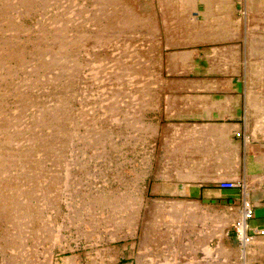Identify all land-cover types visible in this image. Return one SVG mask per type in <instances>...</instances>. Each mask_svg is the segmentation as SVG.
Instances as JSON below:
<instances>
[{"label": "bare ground", "instance_id": "1", "mask_svg": "<svg viewBox=\"0 0 264 264\" xmlns=\"http://www.w3.org/2000/svg\"><path fill=\"white\" fill-rule=\"evenodd\" d=\"M198 2H201L204 6V12L202 11L204 21L202 23L197 22L193 16V10ZM238 2L241 6L238 19L234 18L237 4L232 0H160L163 5L158 7L159 9L160 7L163 8L162 12L169 19L172 31L176 34L179 32L185 33L190 40H194V37L199 36V33L202 32H204L207 41L215 42L221 38L230 40L234 36L243 38L248 55L252 57L248 60L252 70L251 78L261 82L264 81V3L263 0H240ZM151 3L152 0H0L1 264L5 262V259L11 264H47L54 248L62 250L66 248L62 244L65 240L62 237V230L64 228L67 230L68 227H73L76 241L84 240V242H89V245L91 243L96 245V242L99 241H117L131 236H134V240L139 236L140 248H138L139 252L137 251L136 254L137 264H182L183 261L179 262L178 259L180 258H176L184 254L189 244L187 229L193 228L195 225L192 223L195 221H190L191 224L188 222L191 227L187 225L188 228H185L184 220L186 218L180 214V216L178 214V216H174V213L177 212L174 209L182 211L191 207L186 202L146 200L142 189L140 190L138 180L123 177H114L111 180L105 179L97 191L90 194L82 193L83 195L79 197L73 196L69 191L70 187L73 186L69 175L72 173L74 163H77L80 156L81 158L85 157L88 162L93 161L94 164L100 160L103 164L104 162H111V159L115 160V156L118 158L117 152L119 151L117 148L121 149L123 147L115 145L116 140L114 141L109 128H123V138H125L127 130L126 137L128 140L125 139L124 143L121 142L123 144L129 143L128 146H131V149H136L139 141H145L149 138L155 141L157 138L158 129L149 125L144 127L141 125L142 123L139 124V116H137L140 112H147L146 110L149 107H157V93L154 86L158 85L160 80L163 79L160 75L159 42L155 40L157 30L150 14ZM256 4H260V11L256 10ZM28 18H31V21L33 20V22H30L31 24L29 23L30 25L24 23ZM219 59L215 56L212 57L210 59L212 60L210 62L211 66L217 67ZM236 59L234 58V60ZM224 62L226 63L225 60ZM225 63L223 64L225 65ZM226 67L224 68L226 69ZM190 80L193 83L194 79ZM208 81H210V78ZM249 81L251 80L249 79ZM197 82H199V79ZM193 85L198 89L195 82ZM173 105L174 103L171 106ZM228 108L226 112H228ZM215 129L217 130V128ZM215 129L213 128V130ZM224 131L222 133H226ZM215 138L213 141H215ZM165 140L163 141L165 142ZM228 141L227 143H229ZM178 143L186 149L183 138L179 139ZM144 145L146 146V144ZM199 151L197 153L198 161L203 160V154L205 155V148L202 144L199 145ZM189 154L191 153L186 151V155ZM234 155L237 154L234 153ZM168 159L170 160V158ZM186 159H189V156ZM179 160H181L180 157ZM105 169L107 170V168ZM159 171L161 170H158V173ZM174 171L178 172L176 168ZM163 174H161V177ZM169 174L167 175L169 176ZM245 177H248V175ZM78 180L76 181L79 182ZM78 185H80V182ZM63 203L66 211L63 219H61L63 223H60V221L58 223L55 221L56 218L52 219L51 216L46 215L47 211L50 210L53 213L55 212L53 216H59ZM168 209L173 210L174 215H171L172 213L169 211L170 217H167L168 214H166L167 216H156L159 213L163 215L162 211ZM140 210L145 211V215L142 218L143 222L139 232L136 229L140 220ZM239 213L238 220L235 223L232 221V224L235 225L242 219L241 210ZM185 214L187 217L186 211ZM218 222L217 224H220ZM247 229L248 223L246 226V223L243 222L242 232ZM194 230L197 232L200 229ZM209 235L206 234L210 237ZM208 237H206L207 240ZM241 237L243 238L242 233ZM193 238L196 239L195 236ZM217 240L219 241L218 238ZM257 240L252 238L248 243H244V249L237 252L236 261L232 259V261L230 260L232 263L229 261L230 264H238L239 258L244 260L243 264H248L249 259L255 260L259 253L258 250L264 249V239L263 242ZM202 241L204 240L201 239L200 242ZM151 244L152 247L157 248L154 249L157 253L152 254L147 249ZM251 245H256V248L259 247V249L250 250ZM103 250H105V253L107 252L104 258L103 252L99 253L102 251L100 250L99 252L96 251L97 255H95L94 260L106 258L104 264H114L112 261L115 255L112 254L114 249ZM142 250L144 251L143 260ZM185 253H187V250ZM168 255L170 256L168 257ZM190 255L191 257H189L193 259V255ZM161 257L165 258L159 260ZM91 258L93 260V257ZM221 258L223 259V257ZM201 260L203 264L205 259L202 258ZM212 260L214 262V258ZM8 261L7 263H9ZM77 261V256H70L64 258L60 264H78Z\"/></svg>", "mask_w": 264, "mask_h": 264}, {"label": "crops", "instance_id": "2", "mask_svg": "<svg viewBox=\"0 0 264 264\" xmlns=\"http://www.w3.org/2000/svg\"><path fill=\"white\" fill-rule=\"evenodd\" d=\"M233 1L236 2V4H237L236 5V14L234 17L235 19H237V17L239 16L238 13H239V10L241 9V6H240L238 0H232V2ZM162 5L163 4L160 3V0H152L151 12H150L152 19L154 20L156 30H157L155 33V40L156 41L158 40V42H159L158 48H159V53H160V55H159V58H160V75H161V78H163V79L160 80L158 85L154 86V88L156 89V93H157V108L154 111L149 112L151 115V118L153 119V123H157L158 135L154 141V147L152 149L153 153H152V159L150 161L151 165L149 167H147L146 169L141 170V175L143 177V182H144L143 195H144V198L146 200L184 201V202H186V204H189V206H191L189 208H185L182 211L174 209L175 212L177 211L176 213H174L175 215L173 214V210H169V209L162 211L163 215L161 213L156 214V216H160V215L161 216H167L166 214H168L167 217H170L171 215L178 216L180 214L181 216H184L186 219L189 220V221L186 219H185L186 221L184 220V226H186L185 228H188L187 225L192 223L190 221H195L192 223L193 225H195L193 228L196 230L200 229L199 231L196 232L189 225V227H191L190 228L191 230L189 228L187 229L189 234H190V235L188 234V236H187L188 241H189V244L186 247L187 253H185L186 252V250H185L184 254L181 255L182 257L177 256L176 259H178V257L180 258V259H178L179 262L183 261L182 264H192V263L193 264H195V263L202 264L201 259L204 258L205 260H203V264H217V263L230 264L232 259L236 261L237 252H238L237 241H236V238H235V235L233 232L234 224H232V221L235 223L239 218L238 216L240 214L239 212L241 209V200L242 199L247 198V200L251 203V205L254 208V216L248 222V234L252 235L253 239H256V240L258 239L257 241L260 240V242H263V239H264V140H262V139H264V101H263L264 100V97H263L264 96V93H263L264 92V88H263L264 87V81L260 82V80H254L253 78H251L252 77V72H251L252 70H251L250 65L248 64V62H249L248 60L252 59V57L251 56L249 57V55H248V51L246 50L245 42H244L243 38H239L238 36H234V37H232V39H230L232 41H230L229 39H225V38H221L220 40H216L215 42L214 41H207L205 38L204 32H202V33H199V36L196 35V37H194V40H190L188 38L187 34L182 33V32H179L176 34L172 31V28L169 25V23H170L169 19L162 12L163 8L160 7V9H159V7H158V6H162ZM202 11L204 12L203 4L201 2L196 3L195 9L193 10V16L196 18L197 22L200 21L199 23H202L204 21V18L202 16V13H203ZM183 41H184V43H183ZM213 46H215V47H213ZM213 48H215V50H213ZM217 48H219V49H217ZM220 49H221V51H220ZM212 50H213V52H212ZM242 50H243V52H242ZM171 52H173V53H171ZM177 52H179V53H177ZM180 52H181V54H180ZM224 53H226V54L224 55ZM237 53H238V55H237ZM165 54H167V55H165ZM229 55L232 57L231 58L232 60L230 59ZM214 56L217 57L218 59L220 58L219 62H218V66L215 68L213 66H211L212 64H210V62L212 61L210 59ZM253 57H254V55H253ZM234 58L235 59L237 58V59L234 60ZM245 58H246V60H245ZM170 60H172V61H170ZM224 60L226 61L227 65L224 62ZM229 60H231V61L229 62ZM169 62H171V63H169ZM173 62H174V64H173ZM191 62H192V65H191ZM223 63H225V65ZM231 64H233V65H231ZM183 65H185V66H183ZM224 67H226V69ZM229 67L231 68V70ZM169 70H170V72H169ZM187 70H189V71H187ZM173 72H175V73H173ZM233 72H234V74H233ZM248 72L251 75H249ZM183 73H185V74H183ZM223 73H228V74H223ZM245 75H246V77H245ZM178 78L180 79V81ZM189 78L194 79L193 83ZM209 78H210V81H208ZM215 78H218V79H215ZM177 79L179 82L176 81ZM184 79H185V81H184ZM198 79H199V82H197ZM205 79H207V80H205ZM249 79L252 82L249 81ZM186 81L189 83H187ZM212 81H213V83H212ZM172 82H173V84H171ZM194 82H195V86H197L198 89H196L194 87V85H193ZM185 83H187V84H185ZM201 83H203V84H201ZM251 83H253V84L251 85ZM261 84H262V86H260ZM216 85H217V87H216ZM245 85H247L248 87ZM177 86H179V87H177ZM180 86H184V87L180 88ZM189 86L192 90L190 88H188ZM191 86H193V87H191ZM178 88L181 90H179ZM163 89H165V90H163ZM245 89H246V91H245ZM247 90H248V92H247ZM259 92H261V93H259ZM262 98H263V100H262ZM247 99H248V101H247ZM173 103H174V105L171 106ZM198 103H199V105H198ZM213 103H216V104H213ZM175 104H177V105H175ZM201 104L204 106H202ZM195 106H196V108H195ZM227 107H229L228 112H226ZM213 108H216V109L214 110ZM245 110H247V111H245ZM190 111H192V112H190ZM251 113L253 116L254 115L255 116L253 117L251 115ZM209 115H210V118H209ZM165 124H167L168 126ZM200 125L201 126L204 125V126L201 127ZM175 126H176V128H175ZM177 127H179V128H177ZM219 127H221V128H219ZM213 128L214 129L217 128V130L216 129L213 130ZM164 129H165V131H163ZM213 131H215V132H213ZM223 131L226 133H222ZM255 131H257V132H255ZM197 133H198V135H197L198 137L196 136ZM218 134H220L221 137ZM222 135H223V137H222ZM195 136L197 137V139ZM164 137L166 140L164 139ZM193 137H195L194 140H192ZM181 138H183L185 140L187 150L185 148H182L183 145L178 143L179 139H181ZM207 138H209V139H207ZM214 138H215V141H213ZM163 140H165V142ZM176 140H177V142H176ZM227 140H229L228 141L229 143H227ZM192 141H194L195 143ZM171 142H173V143H171ZM175 142H176V144H175ZM211 142H212V144H211ZM203 143H205V144H203ZM200 144H202V146L205 148V155L203 154V156H204L203 160L201 159L198 161L199 157L197 156V153L200 152L199 151V145ZM223 144H225V145H223ZM171 146L172 147L174 146V148H172ZM207 146L209 148H211V147L212 148L209 149ZM231 146H234V147H231ZM177 147H178V149H177ZM219 148H220V150H219ZM176 150H178V151L176 152ZM217 150H219V151H217ZM186 151L187 152L189 151L191 154L186 155ZM220 151H222V152H220ZM228 152L230 155L228 154ZM165 153H167L169 155H167ZM177 153H179V154L177 155ZM217 153H218V155H217ZM234 153L237 155H234ZM177 156H179L181 158V160H179V157H177ZM188 156H189V159H186V158H188ZM233 156H234V158H233ZM165 157H167V158H165ZM172 157L174 158V160ZM176 157L178 160L176 159ZM168 158H170V160ZM194 162H196V163H194ZM163 164H165V165H163ZM170 165H172V166H170ZM173 167H174V169L176 168V171H178V172H175ZM167 168H169L170 170ZM227 168H229V169H227ZM158 170H161V171H159V173H158ZM168 170H169V172H168ZM237 171H238V174H237ZM160 173L161 174L164 173L163 174L164 176L162 175V177H161ZM167 174H169V176ZM235 174H237V175H235ZM177 175H179V176H177ZM198 175H199V177H198ZM247 175H248V177H245ZM182 177H183V181H182ZM189 178H190V180H189ZM246 178H248V179H246ZM259 178H261L262 180H260ZM166 179H168V180H166ZM191 179H192V181H191ZM203 179H204V181H203ZM224 180H226V181H224ZM259 180H260V182H259ZM227 182L240 184L241 187L234 188V189L220 188L219 185L221 183H227ZM261 182H263V183H261ZM258 183H260V184H258ZM167 184H168V186H167ZM168 190H169V192H168ZM196 204L198 207L196 206ZM230 210L231 211L234 210V211L231 212ZM169 211H171L170 213H172L170 216H169V214H170ZM185 211L188 214L187 217H186ZM178 212H180V213H178ZM144 215H145V211H143L141 213V217H143ZM203 215H205V216H203ZM205 220H206V222H205ZM142 222H143V220L141 218V222L139 223V226L137 227V231H139V232L141 230L140 225ZM188 222H190V223L188 224ZM217 222L220 224H217ZM202 223H203V225H202ZM214 227H215V229H214ZM197 228H199V229H197ZM216 228H218V229L216 230ZM208 230L210 232L212 230V232H211L212 234ZM198 232L200 234H196ZM214 232H216V233H214ZM203 233H204V236H203ZM206 234L207 235L210 234L209 235L210 237L206 236ZM215 235H218V236L216 237ZM194 236L196 239L197 238H199V239H197V240L194 239L193 238ZM138 237H136L135 245L133 247V251H134L135 255L137 254L138 248H140ZM206 237H208V240ZM209 238H211V239L209 240ZM217 238L219 239V241L217 240ZM261 238H263V239H261ZM201 239H203L204 241L206 240V241L200 242ZM194 240H196L197 242ZM193 241L196 242V244H194ZM207 241H208V243L206 244ZM216 243H218V244L215 246ZM205 244H206V246L207 245L208 246L204 247ZM221 245H222V247H220ZM152 246L153 245L151 244V246H148L147 249L150 250L153 254L154 252H156V250H154V249H157V248H155V246L154 247H152ZM256 247H257L256 245H251L250 250H252V249L258 250L259 247H258V249ZM191 248H195V249L192 250ZM128 249H130V247L125 248V250H128ZM151 249H153V250H151ZM210 249H211V252H210ZM213 249H215L216 251ZM219 250H221V251H219ZM101 252H103V258H104V256L107 254V252L105 253V250H102L99 253L101 254ZM203 252H205V253H203ZM258 252L259 253L256 256V259L252 260V262L254 264H264V254L262 255V253H264V249L258 250ZM141 253H142V260H143L144 251L142 250ZM188 253L193 255V259L190 258L191 255ZM206 253H208V254L206 255ZM210 254H211V256H210ZM148 255H150V254H148ZM171 255H173V254H171ZM174 255H175V253H174ZM201 255H204V256H201ZM214 255H216V256H214ZM121 256H123L122 251H121ZM169 256L170 255H168V257ZM221 257H223V259ZM226 257L227 258L230 257V258L227 259ZM164 258L161 257L159 260H163ZM213 258H214V262L212 260ZM221 260H223V261H221ZM104 261L106 262V258L102 259V260L98 259V263L100 262L99 264H102V263L104 264ZM77 263H78V261H77ZM91 263H88V264H91ZM127 264H129V263H127ZM133 264H137L136 258H134ZM168 264H170V263H168ZM179 264H181V263H179Z\"/></svg>", "mask_w": 264, "mask_h": 264}, {"label": "rangeland", "instance_id": "3", "mask_svg": "<svg viewBox=\"0 0 264 264\" xmlns=\"http://www.w3.org/2000/svg\"><path fill=\"white\" fill-rule=\"evenodd\" d=\"M240 1V0H238ZM264 3V0H263ZM260 4H256V10L260 11ZM235 17V16H234ZM238 19V18H237ZM26 21V22H25ZM24 21L25 24L30 25V22H33V20L31 21V18L28 20L26 19ZM30 23V24H29ZM51 34V33H50ZM157 107L154 108H148L146 111L148 112H140L137 116H139V120L138 123L143 125L144 127H155L158 128L157 123H153V119L151 118V115L149 112H152L156 109ZM145 114V115H144ZM144 117V118H143ZM143 120V121H141ZM148 123V124H147ZM147 124V125H146ZM110 130V134L113 136V139L115 141V145L119 146V147H123L121 149L117 148L118 151V158H116L117 156H115V160L111 159V162H103L97 161L95 164L93 163V161L88 162L87 159L84 157L81 158V156L79 157L77 163H74L72 170H71V174L69 175V179L72 181L71 184L73 186L70 187L69 191L72 193L73 196L75 197H79L80 195H83L84 193H93L95 191H97V189L99 188L100 184H102L103 180H111L118 177H123L125 179H130V180H138V182L140 183V190L142 189L143 192V187H144V182H143V177L141 174V170L146 169L147 167H149L151 165L150 161H151V156L153 153V146H154V141H152L150 138L146 139L145 141H139L137 143V147L136 149H131V146L129 143H124L125 139H127L126 135H127V130H126V135L125 138H123V128H117V129H112L109 128ZM118 130V131H117ZM116 131V134H115ZM120 132V134H119ZM117 135V136H116ZM122 136V137H121ZM130 137V136H129ZM132 137V135H131ZM130 137V138H131ZM119 138V139H118ZM133 138V137H132ZM136 138V137H135ZM122 139V140H121ZM120 140V141H119ZM133 140V139H132ZM123 141V143L121 142ZM135 141V140H133ZM131 142V141H130ZM141 142V143H140ZM152 142V143H151ZM139 144V145H138ZM146 144V146L144 145ZM153 144V145H152ZM122 145V146H121ZM143 147H142V146ZM149 145V146H148ZM128 146V147H127ZM133 146V145H132ZM140 146V147H139ZM144 149H142V148ZM127 148V149H126ZM125 149V150H124ZM140 149V150H139ZM146 149V150H145ZM121 150V151H120ZM126 151V152H125ZM128 151V152H127ZM132 151V153H131ZM138 152V153H137ZM129 153V154H128ZM148 153V154H147ZM138 154V155H137ZM146 154V155H145ZM150 155V156H149ZM128 156V157H127ZM121 157V158H120ZM135 157V158H134ZM141 157V158H140ZM133 158V159H132ZM104 159V158H103ZM115 163H114V161ZM118 160V161H117ZM130 160V161H128ZM143 160V161H142ZM150 160V161H148ZM147 163H146V162ZM117 162V163H116ZM129 162V163H128ZM142 162V163H140ZM144 162V163H143ZM132 163V164H131ZM73 164V163H72ZM108 164V165H107ZM110 164V165H109ZM82 165V166H80ZM94 165V166H93ZM81 167V168H80ZM83 167V169H82ZM97 167V168H96ZM109 167V168H108ZM111 167V168H110ZM85 168V169H84ZM107 168V170L105 169ZM121 168V169H120ZM87 170V171H86ZM89 170V171H88ZM99 170V172H98ZM110 170V171H109ZM117 170V172H116ZM120 170V171H119ZM101 171V172H100ZM106 171V172H105ZM124 171V172H123ZM77 173V174H76ZM87 174L88 176H86L85 174ZM106 173V174H105ZM138 173V175H137ZM76 176L74 177L73 176ZM76 174V175H75ZM117 174V175H116ZM72 175V176H71ZM84 175V176H83ZM103 177H102V176ZM113 175V176H112ZM79 176V177H78ZM137 176V177H136ZM105 177V178H104ZM108 177V178H107ZM104 178V179H103ZM138 178V179H137ZM94 179V180H93ZM97 179V180H96ZM76 180H78L80 182V185H78L79 182H77ZM83 181V182H82ZM87 181V182H86ZM91 181V182H89ZM93 183V184H92ZM76 184V185H75ZM86 184V185H85ZM91 184V185H90ZM82 185V186H81ZM96 185V186H95ZM79 186V187H78ZM75 187V188H74ZM95 188V189H94ZM73 189V190H72ZM76 191V192H75ZM70 193V194H71ZM83 193V194H82ZM65 204H62V211L61 214H59V216H56L53 214H55V212L53 213V211H47L46 215L48 217L51 216V218L55 219L56 222L59 223H63L61 219H63L64 215H65ZM241 210V209H240ZM143 211L140 210V220L139 223L141 222V213ZM139 226V224H138ZM141 226V225H140ZM68 230V231H67ZM66 230V228H64L62 230V237H64V242H62L63 246H65L66 248L59 249V248H54L53 252H52V256L50 258V261H47V264H60L62 263V261L64 260V258L66 257H70V256H77V260H78V264H88L91 263L92 264H99L98 263V259L94 260V257H96V251H100L103 249H109L111 248L112 254L114 255L112 261L114 262V264H133L134 262V258L137 259V255L134 254L133 251V247L135 245V240L136 238L133 240L134 236H131L130 238L127 237L126 239H120L117 241H110V242H104V241H99L96 242V245H92L94 243H91V245H89V242H84V240H77L76 241V235H75V231L73 229V227H68V229ZM137 230V229H136ZM135 230V232H136ZM134 232V233H135ZM77 244H76V243ZM67 245V246H66ZM126 247H130V249L125 250ZM264 247V246H263ZM262 247V248H263ZM117 248V249H116ZM123 252V256H120V251ZM243 249H244V245H243ZM238 250L240 251V249L238 248ZM90 252V253H89ZM93 252V253H92ZM89 256H88V254ZM91 257H93L90 259ZM118 257H120V259L118 260ZM1 260V258H0ZM5 262H2L3 264H11V262H9L7 259L4 260ZM7 261L9 263H7ZM91 261V262H90ZM243 261L241 258H239L238 264H243ZM247 261V260H246ZM252 259L248 260V264H254L253 262H251ZM1 264V263H0Z\"/></svg>", "mask_w": 264, "mask_h": 264}, {"label": "built area", "instance_id": "4", "mask_svg": "<svg viewBox=\"0 0 264 264\" xmlns=\"http://www.w3.org/2000/svg\"><path fill=\"white\" fill-rule=\"evenodd\" d=\"M220 188L223 189H234L241 187L240 184L235 183H221ZM241 213H242V219L239 220L234 226H233V232L237 241V247L241 250L243 249L244 243H248L252 239V235L248 234V229L242 232L243 222L247 223L253 218L254 216V208L251 205V203L247 199L241 200ZM241 233L243 234V238L241 237Z\"/></svg>", "mask_w": 264, "mask_h": 264}]
</instances>
